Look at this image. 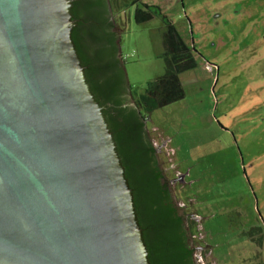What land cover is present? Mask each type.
<instances>
[{"label": "water", "instance_id": "95a60500", "mask_svg": "<svg viewBox=\"0 0 264 264\" xmlns=\"http://www.w3.org/2000/svg\"><path fill=\"white\" fill-rule=\"evenodd\" d=\"M73 1L0 0V264H151Z\"/></svg>", "mask_w": 264, "mask_h": 264}, {"label": "rangeland", "instance_id": "374dc122", "mask_svg": "<svg viewBox=\"0 0 264 264\" xmlns=\"http://www.w3.org/2000/svg\"><path fill=\"white\" fill-rule=\"evenodd\" d=\"M143 3L195 49L197 66L180 75L184 98L145 122L175 202L194 221L195 264L264 263V243L247 233L264 232V0ZM135 7L109 10L133 104L164 71L162 22H135Z\"/></svg>", "mask_w": 264, "mask_h": 264}, {"label": "trees", "instance_id": "16d2710c", "mask_svg": "<svg viewBox=\"0 0 264 264\" xmlns=\"http://www.w3.org/2000/svg\"><path fill=\"white\" fill-rule=\"evenodd\" d=\"M130 5L136 6L135 22L158 16L163 26L164 71L146 84L135 107L125 105V91H131L118 56V37L112 30L114 22L109 18V10L114 6L119 12ZM71 12L75 20L71 36L91 90L106 107L104 113L133 191L150 263L195 264L191 240L195 234L194 221L177 206L174 191L156 160L155 149L142 142L141 123L139 126L133 122L138 107L146 119L153 110L184 98L180 75L197 66L195 49L158 5L146 4L143 0H74ZM247 233L258 246L263 245L264 232L260 227L251 228ZM248 260V264H258Z\"/></svg>", "mask_w": 264, "mask_h": 264}, {"label": "flooded vegetation", "instance_id": "af4514ba", "mask_svg": "<svg viewBox=\"0 0 264 264\" xmlns=\"http://www.w3.org/2000/svg\"><path fill=\"white\" fill-rule=\"evenodd\" d=\"M124 95H125V98H126V94H124ZM125 105L128 106V107H135V104H133V103H125ZM136 113H137V118L136 119L133 118V122H136L135 124H137V125H139L141 123V139H142V142L147 147H152L153 149H155L154 153H155V156H156V160L158 162V156H157V152H156V147L154 146L156 144V142L150 137L149 133L145 130V122H146L147 118L145 119L144 117H142V115L140 114V111L138 109H137ZM182 176H183V174H181L178 178L176 177V179H181ZM172 179H175V177H173ZM199 247H205V246H199Z\"/></svg>", "mask_w": 264, "mask_h": 264}]
</instances>
